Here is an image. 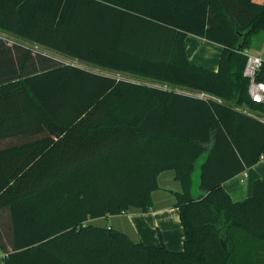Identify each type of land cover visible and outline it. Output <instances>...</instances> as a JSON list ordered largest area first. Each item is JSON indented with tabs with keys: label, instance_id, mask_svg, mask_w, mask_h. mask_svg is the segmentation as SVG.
<instances>
[{
	"label": "trees",
	"instance_id": "16d2710c",
	"mask_svg": "<svg viewBox=\"0 0 264 264\" xmlns=\"http://www.w3.org/2000/svg\"><path fill=\"white\" fill-rule=\"evenodd\" d=\"M183 12L197 16L193 26L184 27ZM0 29L170 87L0 42V135L35 112L58 128V138L40 148L42 156L34 146L9 167L0 154V210H10V234L0 230L3 264H264V179L241 201L223 186L264 157V101L250 96L243 53L264 37V2L0 0ZM189 33L222 45L217 70L190 61ZM256 80L264 82V61ZM58 148L73 150L74 165L51 169ZM169 169L183 186L176 194L183 251L87 224L131 207L149 211L158 176Z\"/></svg>",
	"mask_w": 264,
	"mask_h": 264
},
{
	"label": "crops",
	"instance_id": "0c3cea01",
	"mask_svg": "<svg viewBox=\"0 0 264 264\" xmlns=\"http://www.w3.org/2000/svg\"><path fill=\"white\" fill-rule=\"evenodd\" d=\"M256 1L264 2V0ZM185 13L180 17V19L186 23L184 27L193 26L192 24L197 19V16ZM1 41L9 47L16 44L30 48L34 55L38 52L45 53L42 52V48L45 47L7 31L0 34V42ZM186 41L187 53L193 64L212 70L218 69L223 51L222 45L193 33L187 35ZM262 42L264 43V39ZM190 44L193 45L192 50L189 48ZM253 49L254 46L245 50H248L252 55L262 56L264 58V44L263 48L260 49L261 51L257 50V52H254ZM92 71L105 75L107 74L96 70ZM122 78L140 81L134 78ZM152 84L170 88L169 85L166 84ZM175 90L190 95L207 96L205 93L184 87H176ZM240 110L249 112L246 106L240 107ZM35 116L34 119H30L25 125L0 135V154L2 155L1 162L3 165L7 163L9 167H14L17 161L21 162V160L27 157V149L34 146H37L38 155L42 156L44 153L40 148L44 145L52 144L58 138L56 134L58 130L56 122L43 117L37 118V112H35ZM12 152H17V154H12ZM51 155L52 163L50 167L53 170L60 169L64 162H66L69 167L74 165V154L73 150L70 148L63 153L60 152L58 148ZM65 156L67 157V161L62 159ZM62 168H64V166H62ZM259 178L264 179V157L246 171L227 180L223 186L234 201H241L252 194L253 183ZM41 184L42 183H38L37 187L42 186ZM158 184L159 188L152 193V207L149 211L146 212L142 208L131 207L127 212L122 214L89 219L87 224L101 227H113L127 234L134 242H143L152 246H160L163 244L171 251H183L185 249V229L181 221V212L177 206L176 196L177 193L183 191V186L181 182L177 180L176 171L173 169L162 171L158 176ZM47 201L48 200H46V202ZM41 202L46 203L44 201H38V204ZM0 230H2L5 235L10 234V210L8 207L0 210ZM5 254V251L0 247V264L4 263Z\"/></svg>",
	"mask_w": 264,
	"mask_h": 264
},
{
	"label": "rangeland",
	"instance_id": "374dc122",
	"mask_svg": "<svg viewBox=\"0 0 264 264\" xmlns=\"http://www.w3.org/2000/svg\"><path fill=\"white\" fill-rule=\"evenodd\" d=\"M2 32H6V31L0 30V34H2ZM263 39H264V37L262 38V36L257 37L256 44H255L254 49H253L254 52H257V50H260V49L263 48V44H264L262 42ZM189 48H190V50H192L193 49V45L190 44ZM42 50H43L42 52H45L46 54H48L50 56H53L54 58H56L60 62L76 64L78 66L87 68L89 70H96V71H99V72L107 73L106 75H109V76H112V77H116V78H118V77H128V78H134V79H137V80H140V81H142V80L143 81H147L149 83H160L157 80L150 79V78H147V77H142V76H138V75H135V74L126 73V72H118V71H114V70H111V69L102 68V67H99V66L91 64V63L83 62V61L77 60L75 58H72L70 56L63 55V54H61L59 52H56V51H54V50H52L50 48H42ZM181 88H183V87H181ZM205 158H206V155H203L198 160L197 167H196V170H195V173H194V185H193L194 189H193V192H194L195 195L198 192H200V187H199V183H200V168H201V164L204 162Z\"/></svg>",
	"mask_w": 264,
	"mask_h": 264
},
{
	"label": "built area",
	"instance_id": "2783aa9c",
	"mask_svg": "<svg viewBox=\"0 0 264 264\" xmlns=\"http://www.w3.org/2000/svg\"><path fill=\"white\" fill-rule=\"evenodd\" d=\"M243 53L249 57L245 68V75L250 78V96L254 102L261 103L264 101V82L256 80V73L261 68L264 58L252 55L248 50H244Z\"/></svg>",
	"mask_w": 264,
	"mask_h": 264
},
{
	"label": "water",
	"instance_id": "95a60500",
	"mask_svg": "<svg viewBox=\"0 0 264 264\" xmlns=\"http://www.w3.org/2000/svg\"><path fill=\"white\" fill-rule=\"evenodd\" d=\"M199 193V192H198Z\"/></svg>",
	"mask_w": 264,
	"mask_h": 264
}]
</instances>
